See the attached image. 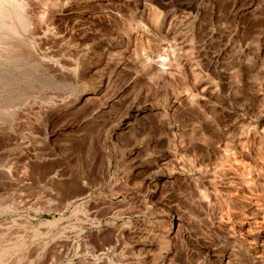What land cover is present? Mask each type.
I'll list each match as a JSON object with an SVG mask.
<instances>
[{
    "label": "rangeland",
    "instance_id": "1",
    "mask_svg": "<svg viewBox=\"0 0 264 264\" xmlns=\"http://www.w3.org/2000/svg\"><path fill=\"white\" fill-rule=\"evenodd\" d=\"M22 2L0 264H264V0Z\"/></svg>",
    "mask_w": 264,
    "mask_h": 264
},
{
    "label": "bare ground",
    "instance_id": "2",
    "mask_svg": "<svg viewBox=\"0 0 264 264\" xmlns=\"http://www.w3.org/2000/svg\"><path fill=\"white\" fill-rule=\"evenodd\" d=\"M23 2L22 0H0V42L10 43L9 47L13 45L14 40L18 41V43L23 42V33H25L29 27V22L24 13ZM12 50L14 51L13 48Z\"/></svg>",
    "mask_w": 264,
    "mask_h": 264
}]
</instances>
